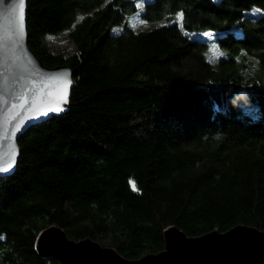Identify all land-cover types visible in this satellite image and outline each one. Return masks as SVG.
Returning a JSON list of instances; mask_svg holds the SVG:
<instances>
[{
	"label": "trees",
	"instance_id": "16d2710c",
	"mask_svg": "<svg viewBox=\"0 0 264 264\" xmlns=\"http://www.w3.org/2000/svg\"><path fill=\"white\" fill-rule=\"evenodd\" d=\"M143 4L151 29L136 0L28 1L30 49L74 88L0 178V264H59L36 250L52 226L130 261L170 227L264 231V0ZM64 33L76 50L47 42Z\"/></svg>",
	"mask_w": 264,
	"mask_h": 264
},
{
	"label": "water",
	"instance_id": "95a60500",
	"mask_svg": "<svg viewBox=\"0 0 264 264\" xmlns=\"http://www.w3.org/2000/svg\"><path fill=\"white\" fill-rule=\"evenodd\" d=\"M28 1L0 0V167L8 169L0 178L16 173L18 140L29 128L70 112L74 88L71 68H49L30 49ZM57 107L62 110L52 111ZM164 242L162 252L130 261L114 248L92 239L71 240L63 229L52 226L41 232L36 250L42 259L59 264H264V231L251 226L201 237L170 227Z\"/></svg>",
	"mask_w": 264,
	"mask_h": 264
},
{
	"label": "rangeland",
	"instance_id": "374dc122",
	"mask_svg": "<svg viewBox=\"0 0 264 264\" xmlns=\"http://www.w3.org/2000/svg\"><path fill=\"white\" fill-rule=\"evenodd\" d=\"M136 1L139 5V12L135 17L128 19L127 24L134 25V23H136L137 21H140V22H144L145 24H148L149 29H151L154 24H151V23L143 20L142 14L144 13V11H143L144 4L143 3H145L146 1L151 2L152 0H136ZM168 23L169 22H167V21L161 22V24H168ZM125 25H126V23H123L120 26V28L123 29L125 27ZM145 27H146V25H144V28ZM47 42L49 43L50 46H54L55 48H58V49L63 50V51H74L77 49L76 44L73 42L72 39H70L66 36V33L62 34L58 39H54V38L50 37V38H48Z\"/></svg>",
	"mask_w": 264,
	"mask_h": 264
},
{
	"label": "snow or ice",
	"instance_id": "6c2138e0",
	"mask_svg": "<svg viewBox=\"0 0 264 264\" xmlns=\"http://www.w3.org/2000/svg\"><path fill=\"white\" fill-rule=\"evenodd\" d=\"M182 16H183V14L181 13L180 14V18L182 19ZM62 109L61 108H59V107H57V108H54V109H52V111H55V112H59V111H61ZM44 115H47V113L45 112V113H43ZM9 167H11V165L9 164ZM8 169L7 168H4V167H0V172H5V171H7ZM133 188H134V190H135V186L133 185Z\"/></svg>",
	"mask_w": 264,
	"mask_h": 264
}]
</instances>
